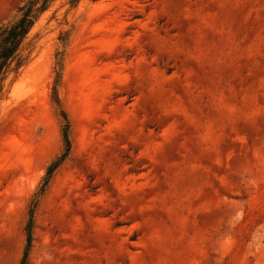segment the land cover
Listing matches in <instances>:
<instances>
[{
	"label": "rangeland",
	"instance_id": "1",
	"mask_svg": "<svg viewBox=\"0 0 264 264\" xmlns=\"http://www.w3.org/2000/svg\"><path fill=\"white\" fill-rule=\"evenodd\" d=\"M23 2L0 0V26ZM21 57L0 93V264L26 252L62 112L72 150L27 264H264V0H57Z\"/></svg>",
	"mask_w": 264,
	"mask_h": 264
},
{
	"label": "trees",
	"instance_id": "2",
	"mask_svg": "<svg viewBox=\"0 0 264 264\" xmlns=\"http://www.w3.org/2000/svg\"><path fill=\"white\" fill-rule=\"evenodd\" d=\"M55 1L57 0H24L22 5L17 9L14 19L9 23L0 26V93L3 90L4 83L8 75L11 73H17L23 66L25 60L21 57V52L26 44V41L40 17ZM77 1L78 0H73V3ZM63 56V53L59 52L57 54V78L55 81L54 93L55 102L58 106L59 103L56 93L62 78ZM61 116L64 123L62 129L63 151L48 168L43 184L34 196L32 208L30 209L28 225L26 227L27 248L21 264L28 263L29 252L33 242L34 217L39 200L45 194L54 174L68 159L72 150V141L70 136L71 125L65 112H62Z\"/></svg>",
	"mask_w": 264,
	"mask_h": 264
},
{
	"label": "crops",
	"instance_id": "3",
	"mask_svg": "<svg viewBox=\"0 0 264 264\" xmlns=\"http://www.w3.org/2000/svg\"><path fill=\"white\" fill-rule=\"evenodd\" d=\"M33 243H34V245H36V246L40 245V243H39V241H38L37 239H35V240L33 241ZM33 255L36 256V257H38V256H39V252H38V251H35V249H34V251L32 252V257H33Z\"/></svg>",
	"mask_w": 264,
	"mask_h": 264
}]
</instances>
